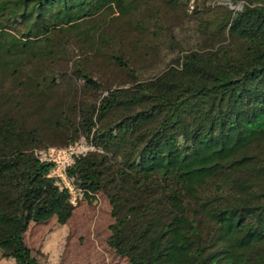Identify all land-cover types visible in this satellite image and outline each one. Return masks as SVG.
I'll list each match as a JSON object with an SVG mask.
<instances>
[{
	"label": "trees",
	"instance_id": "16d2710c",
	"mask_svg": "<svg viewBox=\"0 0 264 264\" xmlns=\"http://www.w3.org/2000/svg\"><path fill=\"white\" fill-rule=\"evenodd\" d=\"M188 3L0 0L1 258L39 264L29 225L71 218L69 189L35 151L84 137L93 150L65 174L86 199L106 197V242L123 264H264V0ZM171 11L198 18L195 44L140 78L118 38L174 47ZM88 55L125 79L104 85ZM59 78L75 101L48 110Z\"/></svg>",
	"mask_w": 264,
	"mask_h": 264
},
{
	"label": "rangeland",
	"instance_id": "374dc122",
	"mask_svg": "<svg viewBox=\"0 0 264 264\" xmlns=\"http://www.w3.org/2000/svg\"><path fill=\"white\" fill-rule=\"evenodd\" d=\"M202 1L204 0H189L186 8L190 12L194 6H200ZM238 5L240 3L236 4L235 7ZM168 13V22L174 34V47H169L165 42L153 41L152 44L150 43L151 47L137 49L129 41L125 42L126 36L121 39L118 38L121 42L115 47L117 46L118 49L123 50L124 55L134 60V62L136 61L140 78L158 73L168 64L171 58L178 54L180 48L187 49L195 44L194 38L198 18L195 15L184 18L182 11ZM110 18L113 19L111 20V23H113L112 28L109 29L110 35L116 31L115 34L119 36L123 28V19L117 17V14L111 15ZM136 19L137 17H133L134 24ZM164 25L167 26L168 24L164 23ZM70 47L74 49V52L69 53L67 57L75 55V58L83 60L82 50L73 46ZM88 56L90 57L88 58V64L84 66L85 69L91 72L95 79L103 82L104 85H116V81L125 79L121 78L119 74H114L115 71L112 72L114 68L104 62L102 58ZM71 64V62L69 64L63 62L61 66L63 69H72ZM66 85L67 82L62 81L61 78L57 80L54 86L55 96L50 95L45 98L48 110L57 103L61 105V109H65L75 101L72 99L73 96L66 93ZM69 91L72 92L71 89ZM73 91L80 92V83L76 82L73 85ZM89 145L84 137H80L67 147L50 146L48 141L45 140V147L35 151L41 160L54 162L55 166L49 172V176L56 177L60 185H64L69 189L71 202L75 206L71 218L64 225L59 224L56 217H52L43 224L31 223L29 225L24 235L25 242L30 254L39 264L124 263L109 248L106 242L109 235L108 226L112 222L106 197L102 192H98L93 198L86 199L79 190L74 188L72 180L68 179L65 174V169L73 162V157L90 151ZM11 263L9 259L0 257V264Z\"/></svg>",
	"mask_w": 264,
	"mask_h": 264
},
{
	"label": "built area",
	"instance_id": "2783aa9c",
	"mask_svg": "<svg viewBox=\"0 0 264 264\" xmlns=\"http://www.w3.org/2000/svg\"><path fill=\"white\" fill-rule=\"evenodd\" d=\"M89 147H90V150H93V147L91 145H89Z\"/></svg>",
	"mask_w": 264,
	"mask_h": 264
}]
</instances>
